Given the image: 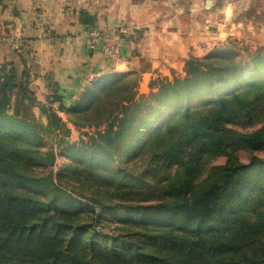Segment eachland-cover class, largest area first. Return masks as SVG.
I'll return each mask as SVG.
<instances>
[{
    "label": "trees",
    "instance_id": "1",
    "mask_svg": "<svg viewBox=\"0 0 264 264\" xmlns=\"http://www.w3.org/2000/svg\"><path fill=\"white\" fill-rule=\"evenodd\" d=\"M222 52L191 57L185 77L141 99L127 75L93 84L68 114L110 122L105 142L57 173L41 152L45 126L13 104L2 69L0 264H264V51ZM109 91L124 93L108 105ZM118 149L128 164L114 170Z\"/></svg>",
    "mask_w": 264,
    "mask_h": 264
},
{
    "label": "crops",
    "instance_id": "2",
    "mask_svg": "<svg viewBox=\"0 0 264 264\" xmlns=\"http://www.w3.org/2000/svg\"><path fill=\"white\" fill-rule=\"evenodd\" d=\"M243 41H264V0H0V71L35 118L65 116L93 84L135 71L145 92Z\"/></svg>",
    "mask_w": 264,
    "mask_h": 264
},
{
    "label": "rangeland",
    "instance_id": "3",
    "mask_svg": "<svg viewBox=\"0 0 264 264\" xmlns=\"http://www.w3.org/2000/svg\"><path fill=\"white\" fill-rule=\"evenodd\" d=\"M264 41H243L242 43H239L235 46H230L229 48L222 49L224 52H222L221 56L223 57H235L236 60L243 59V60H249L252 55H255V53H258L259 51H264ZM218 52L220 50H217ZM217 51H214V54H217ZM227 51V52H225ZM216 52V53H215ZM212 53V54H213ZM210 55V54H209ZM208 55L201 57L200 59L206 58ZM179 77H185L179 76ZM126 80H128L129 87L132 88L133 84L136 82L138 83V86L135 88L136 94L133 95L136 97V99H141L142 96H148L152 92L158 91L161 86L165 83V80H173L168 79V77L159 76L153 80H151L150 84L148 85V90L145 92H141V82L145 83V80L142 81L141 77L138 73L131 72L126 76ZM160 81V82H159ZM164 83H163V82ZM157 82L153 85V83ZM163 83V84H162ZM123 93L117 92L110 93V91L103 97V101H105L106 104H110V102L117 101L118 97H122ZM196 106H199L201 104L200 99H193L191 101ZM103 107H107L106 105ZM37 114H42L40 110L36 109ZM46 114V113H45ZM95 114L92 112L85 116V115H70L67 114L65 116H60L65 121V127L64 130L60 127V129L51 127L49 124L50 121L47 120L46 116H42V118H36L37 121L43 124L45 126L46 130L44 133L41 134L42 140H41V147H42V154H48L49 152L54 153L55 161L53 165L50 164L47 165V169H53L55 173L60 172L64 168H71L72 165V159L69 158V154H73L75 152H83L85 154H88L87 150H85L83 147L86 144H96L98 141H104V137L101 135L104 134L109 125L110 122H106L104 124H90L91 119L94 117ZM47 126V127H46ZM135 145V143L133 144ZM72 146H77V149H73ZM123 152L121 149H118L113 161L110 163V167L114 170H118L122 168L123 166H127L126 159H122L120 156V153ZM88 157H91L90 155H87ZM246 158H243V161H246ZM225 162L224 158H218L217 160H214L212 165H220ZM45 164L47 163V159L45 160ZM99 167H106L105 165H97ZM46 168H40L39 171L41 173H44L47 171ZM64 187H68L65 184H62ZM70 187H73L70 185ZM68 187V188H70ZM79 190L78 188L76 189ZM106 231H111L113 226L112 225H106L103 227Z\"/></svg>",
    "mask_w": 264,
    "mask_h": 264
},
{
    "label": "built area",
    "instance_id": "4",
    "mask_svg": "<svg viewBox=\"0 0 264 264\" xmlns=\"http://www.w3.org/2000/svg\"><path fill=\"white\" fill-rule=\"evenodd\" d=\"M100 38V33H98L97 31H93L91 32V41H90V45L92 47H94L97 43H98V39Z\"/></svg>",
    "mask_w": 264,
    "mask_h": 264
}]
</instances>
